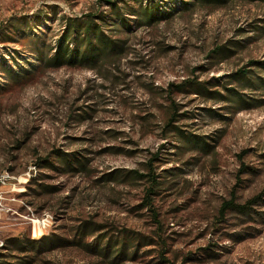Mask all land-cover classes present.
Instances as JSON below:
<instances>
[{"label":"rangeland","instance_id":"rangeland-1","mask_svg":"<svg viewBox=\"0 0 264 264\" xmlns=\"http://www.w3.org/2000/svg\"><path fill=\"white\" fill-rule=\"evenodd\" d=\"M97 1L0 0V253L30 264H264V105L232 111L174 91L177 127L213 148L165 127L169 83H216L264 60V29H254L264 27V6L178 8L153 26L130 22L128 31L117 32L127 54L112 64L34 70L60 17L83 15ZM169 1L179 7V0L162 6ZM244 93L264 99L263 92ZM64 152L85 169L62 170L57 156ZM153 157L158 184L148 199L149 182L136 176L148 172ZM256 196L250 214L221 210L226 201L244 204ZM36 218L47 219L46 227L34 230ZM85 223V233L96 231L81 239ZM46 235L65 246L5 248L10 238ZM100 235L126 243L127 258L111 263L89 252Z\"/></svg>","mask_w":264,"mask_h":264},{"label":"trees","instance_id":"trees-1","mask_svg":"<svg viewBox=\"0 0 264 264\" xmlns=\"http://www.w3.org/2000/svg\"><path fill=\"white\" fill-rule=\"evenodd\" d=\"M163 0H98L95 8L80 16H61L60 29L55 34L56 38L52 45H48L45 55L40 54L39 64L33 66L35 70L58 69L62 67H75L89 70H97L100 66L112 64L127 54L125 41L115 34L128 31L129 23L135 26H153L160 21L169 18L178 10L192 12L196 9H217L225 7L235 2H246L264 6V0H179V7L174 8L173 3L162 6ZM104 7L106 9H100ZM264 23V19L261 20ZM255 25L254 29H264L263 25ZM39 44L36 51H40ZM228 51L225 47H217V51L224 53ZM214 52V53H215ZM11 78H15L18 73L9 71ZM264 60H251L245 66L231 71L226 75L220 76L216 83L210 80L195 81L184 80L180 84L169 83L165 90L169 100L168 120L165 127L167 132H175L182 137V140L201 146L206 149L213 148V145L204 139L188 137L183 130L175 124L180 116L179 106L170 99V94L174 91L189 92L196 94L205 101H220L225 104L226 109L232 111L251 110L264 105V99L256 98L245 94V90L251 92H263L264 94ZM22 77V76H21ZM24 77V76H23ZM233 108V109H232ZM168 134V133H167ZM62 170H84L85 162L81 161L75 154L60 153L57 156ZM153 157L147 163L148 172L139 174L136 178L146 179L150 186L146 190L148 199L154 193V187L158 181L152 173ZM42 162L48 164L47 159ZM50 166L54 167L51 163ZM258 196L252 198L244 204H237L233 201H226L222 204V211H233L240 214H250L253 212V205L258 202ZM146 206L151 205L146 202ZM87 223L78 227L79 238L92 235L96 230L93 228L85 233ZM84 233L86 235H84ZM77 241H67V244H80ZM118 242L100 235L95 239L94 244L88 246V251L97 253L103 258H107L111 263L122 261L127 258L128 246L126 243ZM58 246H65L60 239L53 238L51 235L42 236L37 240L24 241L19 237L10 238L6 241L5 248L19 253H26L34 250L50 251ZM30 248V249H28ZM9 254L0 253V264H30V260L22 258L23 262L16 261L15 257ZM27 256V255H26ZM12 258V259H10Z\"/></svg>","mask_w":264,"mask_h":264},{"label":"built area","instance_id":"built-area-1","mask_svg":"<svg viewBox=\"0 0 264 264\" xmlns=\"http://www.w3.org/2000/svg\"><path fill=\"white\" fill-rule=\"evenodd\" d=\"M46 221H47V219H45V224H38V218H36V221H33L32 222V225H33V229L34 230H39V229H41L42 227H46Z\"/></svg>","mask_w":264,"mask_h":264},{"label":"bare ground","instance_id":"bare-ground-1","mask_svg":"<svg viewBox=\"0 0 264 264\" xmlns=\"http://www.w3.org/2000/svg\"><path fill=\"white\" fill-rule=\"evenodd\" d=\"M43 222H44V221H40V222H38V224H43Z\"/></svg>","mask_w":264,"mask_h":264}]
</instances>
